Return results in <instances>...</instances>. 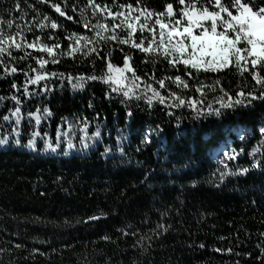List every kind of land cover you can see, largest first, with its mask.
I'll return each mask as SVG.
<instances>
[{"label": "trees", "instance_id": "trees-1", "mask_svg": "<svg viewBox=\"0 0 264 264\" xmlns=\"http://www.w3.org/2000/svg\"><path fill=\"white\" fill-rule=\"evenodd\" d=\"M167 4L174 14L184 8L179 0H0L6 49L14 38L0 56V139L8 141L0 146V264H264V102L219 103L225 93L258 92L253 76L264 78V66L185 71L134 48L151 40L146 31L129 38L108 15L126 5L140 17L166 13ZM199 5L212 9L210 0ZM76 35L91 39L73 51ZM56 43L52 55L38 50ZM125 56L131 70L111 91L107 64L122 68ZM37 74L44 79L28 83ZM177 96L201 114L176 107ZM209 105L223 114L209 115ZM223 148L235 158L220 178L214 154Z\"/></svg>", "mask_w": 264, "mask_h": 264}, {"label": "snow or ice", "instance_id": "snow-or-ice-1", "mask_svg": "<svg viewBox=\"0 0 264 264\" xmlns=\"http://www.w3.org/2000/svg\"><path fill=\"white\" fill-rule=\"evenodd\" d=\"M212 9L210 10L207 6H200L199 0H191L190 3L186 0H179V3L184 6L182 12L174 14V7L172 4L166 5V13L154 14L146 13L145 18L141 20L139 15H133L131 18L128 17V13L121 12H108V15H112L115 18L124 16V19L120 22L119 27L123 28L125 25L128 30V37L132 36L135 31L134 24L140 22V31L143 32L145 28L152 33L153 37L156 36V29L154 26L149 25L147 22V15L153 16H167L171 17L170 20L162 21L159 18L155 19V25H159V39L149 40L145 46V41L140 40L139 43H133L134 48H138L143 52H150L153 50L155 45L156 49L159 51L162 49L163 56L168 59L169 56L172 58L169 63L174 62L182 63L186 66L185 71H187V66L191 69L200 70L203 68L205 71L216 70L218 68L226 67L230 62L235 63L237 68L250 67L255 70L257 65L260 64L264 66V5L259 7L256 6L254 0H230V3H225L224 0H210ZM52 7L61 16H65V12L61 9L59 5L53 4ZM94 8L101 7L100 5H93ZM106 7V6H104ZM131 10L133 5L124 6ZM180 17L186 18V20ZM67 19H72V17H67ZM207 22V23H205ZM58 24L56 22L51 23V28L56 29ZM89 27V25H85ZM107 25L97 24L95 28H107ZM182 28V31H178ZM218 28L220 30H218ZM167 29V31H165ZM194 29H199L198 34H194ZM99 36V32L96 33ZM69 40L73 39V34H69L66 37ZM14 38L8 37V49L5 48V40L2 35H0V56H2L7 50L12 48L11 41ZM91 37L88 36H75V44H79L81 40H90ZM105 40L108 38L105 37ZM112 39L118 40L120 43H128L129 39H119L118 36L113 35ZM75 44L70 45L71 50L75 51ZM15 47L20 48L21 45L17 44ZM28 48H37L35 43L27 45ZM60 44L56 43L52 46L43 45L38 48L39 51L47 52L52 55L54 48H59ZM95 51V49H93ZM10 54V53H9ZM183 58V59H181ZM128 57L124 58V68H116L111 62H108L107 68L109 73L116 72L118 76H109V79L113 83H119L120 79L123 78V72L128 67ZM41 67L47 61L38 60ZM13 73L17 71L15 67L11 69ZM90 79H96V76L89 77ZM253 78L261 85L258 92H248L247 94L243 91L236 93L240 98L232 99L225 93V96L219 101L221 108H234L236 105H244L246 103L250 104L253 101L260 100L264 102V78L260 75L254 74ZM44 76L37 74L35 78H28V83L38 84ZM177 80L181 77L177 76ZM163 86V81H160ZM15 87V85H13ZM83 87V84L79 85ZM76 87V85H73ZM135 86L133 85V88ZM27 91V88H25ZM154 96L158 97L159 103H166V99L160 96L155 89H153ZM123 95L127 98H131L132 93L130 91H124ZM140 97H137L139 99ZM148 100L149 105L152 104L151 97H145ZM176 107H180L187 101H184L177 96ZM17 105L20 101L17 99ZM188 106L197 111L199 116L201 113L195 107V101L188 103ZM209 107V115L220 116L223 113L219 109H213L211 105ZM20 108L16 107L13 115L16 116V123H20ZM47 115H52V113L45 108L43 110ZM129 116L132 115L131 112L128 113ZM36 123L39 124L41 117L37 115ZM5 121L9 120V116L5 115L3 117ZM264 133V128L261 129ZM100 131L95 132V136H100ZM144 142H149L147 135L143 138ZM6 139H0V146L7 144ZM19 143V141H15ZM33 140H29L28 146L33 145ZM69 148L72 147L71 142H69ZM50 147V145H49ZM84 147H87L85 144ZM55 151V149H52ZM107 151V149H106ZM256 151L255 149L253 150ZM235 158L233 155L229 156V159ZM226 166V165H225ZM253 167H261L260 164H254ZM248 169H242V174L246 173ZM223 175V173H222ZM90 219H98V217H91Z\"/></svg>", "mask_w": 264, "mask_h": 264}, {"label": "rangeland", "instance_id": "rangeland-1", "mask_svg": "<svg viewBox=\"0 0 264 264\" xmlns=\"http://www.w3.org/2000/svg\"><path fill=\"white\" fill-rule=\"evenodd\" d=\"M125 12H127L128 13V17L129 18H131L133 15H140L139 13H137L135 10H125V11H122L121 13H125ZM145 18V14H142L141 15V20H143ZM156 18H159V19H161L162 21H167V20H170L171 19V17H167L166 15L165 16H161V17H157V16H155L154 17V19L151 17V16H148L147 15V22H148V24L150 23V21H152V26H154L155 27V29H156V36L155 37H153V35H152V33H150L148 30H147V28H145V30L144 31H146V33L149 35V38L152 40V39H154V40H157L158 41V39H159V35H158V33H159V25H155V19ZM181 19H184V20H186V18H183V17H180ZM124 19V16H120L119 18H115L114 19V17H113V20H115L116 21V23L118 24V25H120V22L122 21ZM205 23H207V22H205ZM118 25H116V27H119ZM139 28L140 29V22H136L135 24H134V28H135V30H137L136 28ZM124 29H127V27H126V25L123 27ZM218 30H220L219 28H218ZM143 31V32H144ZM165 31H167V29H165ZM178 31H182V28H179L178 29ZM135 32V31H134ZM134 32L132 33V34H134ZM198 32H199V29H194V34H198ZM149 41V40H148ZM147 41V42H148ZM147 42H146V44H145V46L147 45ZM88 43H89V40H87V41H85V40H81L80 41V43L79 44H75V49H79V48H81L82 47V45H88ZM151 53H162L163 54V51H162V49L161 50H157L156 49V47H155V45L153 46V50L152 51H150ZM169 58H172L171 56H169ZM181 59H183V58H181ZM232 62H230L226 67H228L230 64H231ZM125 66V65H124ZM124 66L122 67V68H124ZM190 67V66H189ZM226 67H224V68H226ZM121 68V69H122ZM220 69H223V68H218V69H216V70H220ZM130 67L128 66L127 67V69L123 72V78L122 79H120V81H119V83H113L110 79H109V76H112V77H116V76H118V74L116 73V72H112V73H109V71H108V68L106 69V75H105V77H104V81H105V83L106 84H108L109 86H110V89H111V91H115V90H117V89H119V88H122L123 87V85H124V81H125V74L127 73V72H130ZM200 70H204L203 68H201ZM211 71H214V70H211ZM262 128H264V125H262L260 128H259V132L260 133H262L261 132V129ZM224 151H225V153L224 152H220V150L218 151V152H216L215 154H214V161L217 163V172H218V175H219V177L220 178H222V177H227V176H229L230 174H231V169H229V167L227 166V164H228V162H229V156L230 155H232V154H234V150L232 149V148H230V149H228V148H224ZM226 165V166H225ZM222 173H223V175H222Z\"/></svg>", "mask_w": 264, "mask_h": 264}, {"label": "built area", "instance_id": "built-area-1", "mask_svg": "<svg viewBox=\"0 0 264 264\" xmlns=\"http://www.w3.org/2000/svg\"><path fill=\"white\" fill-rule=\"evenodd\" d=\"M220 152H224L225 153L224 148L223 149H220Z\"/></svg>", "mask_w": 264, "mask_h": 264}]
</instances>
